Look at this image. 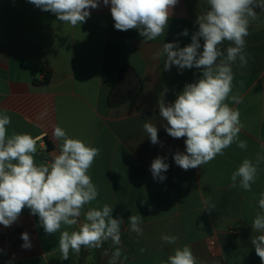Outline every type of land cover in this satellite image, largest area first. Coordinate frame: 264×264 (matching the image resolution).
<instances>
[{
	"label": "crops",
	"instance_id": "1",
	"mask_svg": "<svg viewBox=\"0 0 264 264\" xmlns=\"http://www.w3.org/2000/svg\"><path fill=\"white\" fill-rule=\"evenodd\" d=\"M110 7L100 0L86 22L73 27L28 0H0V114L11 119L9 136L27 133L36 139L37 165L49 163L50 154L58 151L55 126L100 149L88 171L99 195L83 212L113 206V218L124 220L122 244L108 240L100 248L82 247L79 255L70 251L69 259L62 260L60 232L46 234L38 215L24 208L11 226L0 225V264H108L117 247L119 264H161L184 245L190 246L198 264H262L251 244L261 233L253 232L251 223L261 211L264 162L251 191L238 182L230 188V177L245 158L255 162L257 154L264 155V11L254 8L259 19L251 22L245 37L248 66L241 68L239 60L232 65L230 95L239 93L243 102L226 101L240 111L244 127L239 140L247 148L233 143L222 156L183 170L173 155L185 151L186 137L167 134L158 101L163 93L166 104L174 102L202 73L195 68L181 72L175 65L166 71V57L156 53L164 43H191L197 15L207 10L206 0H178L165 34L153 41H145L136 29L116 30ZM185 29L187 36L181 35ZM44 111L47 115L38 119ZM147 121L156 124L162 146L153 145L143 130ZM158 156L169 164L163 182L150 171ZM131 215L143 217L142 235L129 230ZM78 227L62 225L60 231ZM24 232L30 249L22 247ZM164 234L178 240L166 244Z\"/></svg>",
	"mask_w": 264,
	"mask_h": 264
},
{
	"label": "clouds",
	"instance_id": "2",
	"mask_svg": "<svg viewBox=\"0 0 264 264\" xmlns=\"http://www.w3.org/2000/svg\"><path fill=\"white\" fill-rule=\"evenodd\" d=\"M42 11L55 14L59 21L71 26L81 25L91 15V9L99 7L100 0H28ZM178 0H103L110 4L111 16L116 30L136 29L145 41H153L165 34L172 9ZM207 10L197 15L198 30L192 34L191 43L180 47L178 42L164 43L156 56H164V70L173 65L182 72L184 69H198L201 77L184 86L172 103H165L161 93L158 101L159 114L167 122L165 131L173 138L185 139V151H177L173 160L183 170L195 169L223 155L233 143L241 149L247 148L239 140L244 125L238 108L226 103L243 102L233 91L232 65L239 60V66H248L250 54L245 52V37L250 35L252 21L259 19L254 8L264 11V0H206ZM185 29L181 35L187 36ZM201 38L203 45H201ZM225 42L229 46L223 47ZM202 48V51L200 49ZM47 112H41L43 119ZM10 117L0 114V225L9 227L20 216L24 208L32 215H38L39 224L46 234L60 232L58 246L62 260L69 259L70 251L79 255L81 248H100L105 241L121 245L123 218H113V206L90 208L83 212L85 205L95 201L99 195L96 185L88 174L100 149L77 138H70L60 126H55L53 138L58 142V151H53L51 161L37 165L34 154L36 139L30 134L8 135ZM143 130L153 145L162 143L158 139L156 124L147 121ZM264 149V144H261ZM264 162V155L257 154L255 162L245 158L231 174L230 188L237 182L245 191H251L255 183L258 166ZM169 164L165 157H156L150 167L154 179L163 182ZM144 203L143 201L141 202ZM258 207L261 210L252 221L253 232L261 233L251 239L257 256L264 264V192L260 193ZM83 214L84 220L80 217ZM129 230L143 234L141 215L128 217ZM63 226L78 230L60 231ZM25 249H30L29 234H21ZM166 244H175L177 236L162 235ZM107 255V251L104 253ZM121 248L112 253L108 264H119ZM161 264H198L197 258L188 245L174 249ZM204 264V262H199Z\"/></svg>",
	"mask_w": 264,
	"mask_h": 264
},
{
	"label": "trees",
	"instance_id": "3",
	"mask_svg": "<svg viewBox=\"0 0 264 264\" xmlns=\"http://www.w3.org/2000/svg\"><path fill=\"white\" fill-rule=\"evenodd\" d=\"M49 79H50V74L49 73H46L45 82H48Z\"/></svg>",
	"mask_w": 264,
	"mask_h": 264
}]
</instances>
